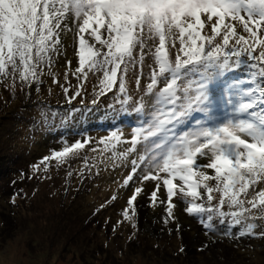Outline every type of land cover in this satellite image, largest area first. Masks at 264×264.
Wrapping results in <instances>:
<instances>
[{"label": "snow or ice", "instance_id": "snow-or-ice-1", "mask_svg": "<svg viewBox=\"0 0 264 264\" xmlns=\"http://www.w3.org/2000/svg\"><path fill=\"white\" fill-rule=\"evenodd\" d=\"M68 32L78 66L68 61L64 78L71 72L78 84L72 92L60 85L67 103L84 104L89 73H100L92 105L115 89L121 111L138 120L129 136L116 129L90 148L98 163L130 164L124 186L137 176L156 181L153 206L163 187L165 224L179 196L206 234L219 225L235 240L264 239V0H0V84L13 94L33 85L39 92L45 75L59 84L53 68ZM129 72L139 96L129 92ZM91 144L78 140L43 162L67 163ZM141 191L128 199L124 220L136 216Z\"/></svg>", "mask_w": 264, "mask_h": 264}, {"label": "rangeland", "instance_id": "rangeland-1", "mask_svg": "<svg viewBox=\"0 0 264 264\" xmlns=\"http://www.w3.org/2000/svg\"><path fill=\"white\" fill-rule=\"evenodd\" d=\"M62 42L66 55L71 53L74 71L78 66L74 34L68 32ZM64 57L57 58L53 68L59 84L45 75L39 92L34 87L33 94L29 90H17L13 94L0 84V173L5 171L1 168L11 156L17 159L19 167L10 173L13 177L16 172L21 174V180L17 181L16 176L12 187L9 181L0 184V264H264V239L235 240L221 235L223 228L219 225L217 232L206 234L198 216L185 211L187 205L179 196L173 198L175 219L165 224L166 204L159 203L167 199L163 187L153 206L150 197L156 190V181L141 182L137 176L124 186L123 181L131 171L130 164L113 169L111 161L107 162V167L98 163V153L90 150L97 147L95 141L116 129L127 137L138 120L118 107L110 123L111 130L100 135L104 132L100 127L79 123L73 116L65 118L75 114L70 110L81 106L75 102L81 97L72 101V107L67 104L60 85L68 87L70 84L72 92L78 81L71 72L65 81L66 70L59 67ZM100 75L89 73L84 100L93 97V86L98 84ZM147 77L145 66L142 87ZM128 88L133 96L140 95L133 72L128 74ZM55 107L64 109L65 113ZM103 107L115 109L112 100L100 109ZM66 119L74 122L68 124ZM46 121L59 129L47 130ZM59 132L62 139L52 135ZM4 133L8 137L2 139ZM84 138H91L92 144L81 150L79 156L67 163L43 162V158L50 157L54 151H62L65 146ZM123 147L120 146V150ZM85 157L89 161L87 168ZM201 163L206 161L201 160ZM137 187L142 191L134 202L136 216L133 221L124 220L123 210ZM113 196L115 200L111 199ZM129 211L131 214V209ZM132 223L136 224L135 228ZM181 248L184 250L180 251Z\"/></svg>", "mask_w": 264, "mask_h": 264}, {"label": "trees", "instance_id": "trees-1", "mask_svg": "<svg viewBox=\"0 0 264 264\" xmlns=\"http://www.w3.org/2000/svg\"><path fill=\"white\" fill-rule=\"evenodd\" d=\"M64 35L66 36V35H68V33H66V34H63L62 35V38L64 37ZM75 44H76V42H75ZM76 48H77V46H76ZM70 52H68L67 53V55H66V52L64 51V54L62 55L63 57H64V59H63V63H62V65L61 66H59V67H61V68H64L65 70L67 69V67H68V64H67V62L68 61H71V67H73V61L70 59ZM69 56V57H68ZM76 57H77V55H76ZM60 58H61V56L59 57V59H57V60H60ZM78 58V57H77ZM76 58V59H77ZM56 60V61H57ZM55 61V62H56ZM77 61V63H78V60H76ZM53 71H54V69H53ZM68 83H70V82H68ZM131 83V82H130ZM34 87H36L35 85H33L32 86V88H31V90H29V91H32L31 92V94H33V92H34ZM116 90L114 89L113 90V92H115ZM113 92H109L106 96H102V97H100L99 99H100V102H99V104H98V106L94 109V107H93V105H91V104H89V102H90V100H92L93 98H94V96L93 97H90V98H88V99H86V100H84V104H81L80 103V101H75L76 103H79L81 106H79V108L78 109H85V111L83 112V114H81L80 112H75V114H71V115H68V117H65V118H69L70 116H73V117H75V118H73V120L74 119H76V120H78L79 121V123H90L89 125H92V126H96V127H100V128H102V130H101V132L102 131H104L103 133H101L100 135H102V134H105V133H107V131H105V130H108V132H109V130H111L110 129V127L112 126V125H110V123H112L111 122V120H112V118L115 116V115H117V108L118 107H121V105L119 104V103H117V101H116V99H114V95H113ZM80 98V97H79ZM112 100V104L114 105V108L115 109H112V110H109V108H107V107H103V108H101L100 109V107L101 106H103V105H105V104H107V103H109L110 101ZM48 104H50V103H48ZM68 104V103H67ZM67 104H65V105H67ZM70 105V104H69ZM69 105H67V106H69ZM49 106V105H48ZM71 107H72V105H70ZM52 106L50 105L49 106V108H51ZM53 108V107H52ZM55 109H60V108H57V107H55ZM86 109H92V111H87ZM94 109V110H93ZM60 111H62V112H64L65 113V110L64 109H60ZM73 113V112H72ZM64 118V117H63ZM71 118V117H70ZM67 120V119H66ZM73 120H67L68 121V124H71V123H73L74 121ZM53 121H54V118H53ZM55 122H58V121H55ZM93 123H96L95 125H93ZM27 124V123H26ZM24 125V124H23ZM91 127V126H90ZM46 129L47 130H51V131H56V130H58L59 129V127L57 126V125H54L53 123L52 124H50L49 123V121H46ZM80 131H83V130H80ZM6 132H8V131H6ZM5 132V133H6ZM60 132H61V130H60ZM60 132H59V134H53L52 133V135L55 137L56 135H58V138L57 139H62V137L63 136H61L60 135ZM4 133V135L3 136H1L2 137V139H5V137L7 138L8 136H6V134ZM8 134V133H7ZM10 135V134H9ZM99 141V140H98ZM98 141H95V143H96V145L95 146H97L98 148H101L102 147V145H99L98 144ZM41 143V142H40ZM1 144V143H0ZM2 145V144H1ZM0 145V146H1ZM10 149H13V146H11V148ZM63 149V148H62ZM1 162V161H0ZM19 163V162H18ZM18 163H17V159L15 158H12L11 156H9L8 157V160L6 161V163H5V166H3L1 169H4L5 171H2L1 173H0V184H1V182H3V181H9L8 182V184L10 185V187H12L13 185H14V180H15V178H16V176H17V181L18 180H21V174L19 173L18 174V172H16L17 173V175L16 176H14L13 177V174H11L10 173V171L11 170H14V168L15 169H17L19 166H18ZM2 165V164H1ZM14 181V182H13ZM21 181H19V183H20ZM85 182V181H84ZM0 193H1V191H0ZM0 196H2V195H0Z\"/></svg>", "mask_w": 264, "mask_h": 264}]
</instances>
